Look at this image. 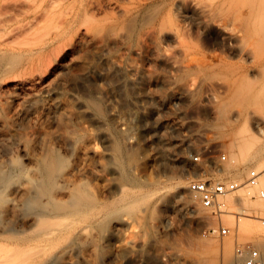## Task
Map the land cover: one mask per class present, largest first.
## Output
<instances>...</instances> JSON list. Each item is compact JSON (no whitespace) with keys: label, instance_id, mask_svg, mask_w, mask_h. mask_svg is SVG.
I'll use <instances>...</instances> for the list:
<instances>
[{"label":"rangeland","instance_id":"1","mask_svg":"<svg viewBox=\"0 0 264 264\" xmlns=\"http://www.w3.org/2000/svg\"><path fill=\"white\" fill-rule=\"evenodd\" d=\"M163 17L179 28L184 49L171 36L156 40ZM123 21L124 30H118ZM220 39L216 26L198 13L194 0H0L1 117L8 120L24 99L45 95L43 89L60 80V92L18 119L19 133L17 129L13 133L22 135L21 143L33 155L43 149L56 152L65 163L59 168L66 173L64 183L76 177L71 176L73 168L83 166L85 175L82 170L81 175L96 206L93 218L31 242L30 252L54 255L53 264H220L226 244L235 256L237 244L251 243L255 233L241 231L239 225L259 223L256 218L264 206L255 213V202L238 190L244 198L235 203L227 196L226 202L231 211L240 207L244 212L216 215L201 207L188 190L194 178L236 180L217 168L238 161L244 143L264 138V90H243L245 96L263 93L245 105L231 100L229 90H208L211 81L205 76L199 77L204 81L195 90H181L179 76L186 72L184 66L194 68V58L201 64L229 52V45ZM138 47L140 54L134 52ZM162 52L182 66L170 70L157 61ZM250 70L256 76V69ZM140 74L163 75L164 85L146 90L138 81ZM72 94L85 100L90 114L79 112ZM221 102H226L224 109ZM62 103L71 109V119L61 116ZM3 128L1 136L8 130ZM57 130L69 131L76 140L60 145L53 138ZM5 144L0 143L1 164L13 154L16 161L30 165L17 143ZM55 144L61 147L57 150ZM85 145L93 147L90 155L84 153ZM84 164L94 165L92 172ZM253 166H247L237 181ZM177 181L185 182L186 195L172 200ZM55 184L52 195L59 198L62 186ZM132 202H136L134 210ZM67 222L68 218H61L38 227L61 229L59 223ZM220 224L229 229L225 235L218 232ZM205 255L209 258L203 259Z\"/></svg>","mask_w":264,"mask_h":264},{"label":"bare ground","instance_id":"2","mask_svg":"<svg viewBox=\"0 0 264 264\" xmlns=\"http://www.w3.org/2000/svg\"><path fill=\"white\" fill-rule=\"evenodd\" d=\"M115 5L116 7L121 8V5L118 3ZM13 7L21 8L17 7L16 4H13ZM194 7L198 13L204 17L205 20H208L209 24L216 26L218 35H220V38L222 39H220V41H223L225 46L227 44L230 47L227 46L229 49L226 47L229 52L224 50V52H228L227 54L223 53L222 55L225 54L224 56L221 55V57L214 58L212 60L209 58V62L202 60L201 64L199 61H195L194 58V68H187L184 66L182 70L186 72L183 75L180 74L179 76L180 80L183 79L181 90H195L198 85L200 86L201 82L204 81L199 80V77L205 76V80L208 79L207 81H211V88L208 90H231L230 94H228L229 91L226 93L231 100H236L241 105L252 104L257 93L260 94V96L264 93H260L262 90H264V0H194ZM124 24L126 25L124 21L120 23V28H118V30H124ZM166 36H171L173 39H176L178 41V46L184 49V44L182 45L180 42L181 35L179 28L175 23H173L171 18L169 21L167 17H163L159 21L156 40L161 41V39L165 38ZM143 44H145L144 41L142 42V45ZM142 47L136 48L134 52L140 54L139 52L142 51ZM144 47L146 48V46ZM143 51H145V49H143ZM188 54L189 53H186V55ZM234 57L235 62L232 60ZM205 58H207V55ZM155 59L161 63H166L170 70L180 68L182 66L171 56V54L167 52L160 53L155 57ZM240 60H242L244 64H242L243 62L241 63ZM249 69H256L254 71L250 70L253 72L257 71L256 76H252L249 72ZM163 77V75L150 77L148 74H140L138 81H140L142 85H145L146 90H151L154 88L153 86L164 85ZM62 86L63 85L60 80H55L52 84L50 83L43 89L45 95L34 94L33 97L24 99L21 105L16 110H14L15 112L13 111L14 114H11L13 116L10 115L11 117L9 116L10 118H8V120L6 119V121L2 119L3 117H1L0 114L1 128H8L5 134H2V136L0 135V143L6 142V146L11 141L12 143H17L22 156L30 163V165H25L24 163L16 161L12 156L13 154H10L11 156L9 155L8 162H3L2 164L0 163V264L55 263L56 259L54 255L46 257L40 252H30V243L35 241H43L46 237L52 235L56 231L73 228L79 220L90 219L95 215L96 206L94 200L88 192L90 191L89 187L87 188V191L85 180L83 175H81V170L84 169V167L82 166L81 168H77V166V169L73 168V175H70L72 177H75L76 175V177H73V179L70 176L73 181L71 180L72 182L64 183V178L67 176L66 173L63 174L61 170V172H59V168H62L60 167L62 160L56 154V152L47 150L45 151V149L40 148V146L44 145L42 143V145H40L37 142L39 149H43L45 152L41 154V151L43 152V150L40 151L36 146V148L40 151V154L38 153V156L36 153V155H33L31 154L32 152L30 151L31 153H29V150H27L26 147L21 143L20 137L22 135L18 138L17 135L13 133L14 130L17 129L16 122L18 119L20 120L21 118H26L30 111L33 112L40 107H43L41 102L44 103L47 100V97L58 94ZM243 90L261 91L245 96V93L247 92H244ZM72 97L79 103V112L81 114L91 113L85 100L80 99L76 94H72ZM262 97L264 96L262 95ZM256 98L259 99L258 97ZM225 99H227L226 96ZM93 103L94 101L92 104ZM225 103L226 102H221L220 108L224 109L226 106ZM230 103L231 102H229V104ZM258 103L260 104V102ZM61 106L64 109V114L61 116H64L65 118L66 115L68 118L70 116L69 114H71V109L66 103H62ZM62 117H58V119ZM58 119H55L56 122ZM68 119L71 118L69 117ZM65 120L66 119H64V123L66 122ZM102 123L105 122L103 121ZM67 130H57L53 133V138L59 140L61 142L60 145L62 143L64 144L66 141L70 142L69 144H71L72 141L74 142V140H76L72 139V135ZM17 132L19 133L18 129ZM261 132L263 133L264 131L262 130ZM34 133L35 132H33V135H35L37 132L35 134ZM40 136L42 137L43 135L41 134ZM68 142L66 146L68 145ZM76 143L74 144L76 145ZM47 144L48 143H46V145ZM56 145L58 146L59 144H55V146ZM91 145H85V147L82 146V148H85V154L88 153V155H90L93 152L94 146L92 145V147ZM59 146L56 147L57 150ZM46 147H48V145ZM50 147L48 148L52 150L53 146ZM237 148H240L239 144ZM38 150L35 152H38ZM70 150L72 151L71 148ZM86 163L91 165L93 162ZM62 164L65 163L63 162ZM250 164H253V167H259L260 164H264V138H253L249 140V142L244 143V148L242 149L239 160L235 161L232 165L219 167L217 170L222 173H231L233 179H236L237 181L240 178L243 170L247 168V166H250ZM90 165L85 166H87V171L89 170L92 172L94 165L92 164V168ZM82 174L85 175L84 172ZM70 178L68 181H70ZM59 179H61L62 182L64 180V182H61L62 184L57 182L58 184H61L62 187H60V189L63 192V195H60L61 197L59 196L58 198L55 196V194L52 195V193H56L52 192V188L54 187L55 182ZM262 181H264V177ZM56 184L55 186H57ZM175 186L176 191L170 194L172 200L174 197L177 198L180 194H183L184 196L186 195L185 182L177 181ZM8 192H10L11 195L8 194ZM240 197L241 199L244 198L243 196ZM168 198L170 197L168 196ZM228 198L230 199L231 196H228ZM252 200L255 202V206H253L254 212L260 213L261 210H263L264 200ZM135 203L132 202L130 207L131 210H134ZM26 207L30 208L31 211H29V213L24 211V208L26 209ZM27 216H29V218H27ZM61 218H68L67 223L63 225L62 223H59L61 229L57 226L48 227L47 225H43L45 226L44 228L38 227L40 224H45L47 221ZM17 222H19V224ZM166 222L168 223V220ZM256 222L259 223H241L240 221L241 225L239 226L241 231H248L249 234L255 233V235H252L254 238H251V243L255 247L261 249L264 248L262 247L264 246V223L258 221L257 218ZM165 225L167 224L165 223ZM224 248L223 257L220 264H235V261H237L236 255H231L227 244L224 246ZM205 250L207 252V249H204L200 254H206V252H204ZM207 257L205 255L203 259H206ZM213 259L214 258L211 259V263L213 262ZM208 261L210 260L208 259ZM204 262H206V260H204Z\"/></svg>","mask_w":264,"mask_h":264},{"label":"built area","instance_id":"3","mask_svg":"<svg viewBox=\"0 0 264 264\" xmlns=\"http://www.w3.org/2000/svg\"><path fill=\"white\" fill-rule=\"evenodd\" d=\"M198 157L195 156V160ZM264 167H251L246 176L241 181L232 179L226 180H204L194 178L188 183V190L196 202L203 208L209 209L216 215L224 213L242 214L244 212L240 207L237 212L229 209L226 202L227 196H232L235 203H239L242 195H247L251 199L264 200ZM241 190L243 194H238ZM258 221L264 223V210L257 217ZM228 228L220 224L218 232L225 235ZM237 257L236 264H264V251L255 247L252 243H240L235 248Z\"/></svg>","mask_w":264,"mask_h":264}]
</instances>
